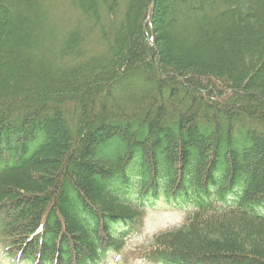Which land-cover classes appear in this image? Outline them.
<instances>
[{"label": "trees", "instance_id": "16d2710c", "mask_svg": "<svg viewBox=\"0 0 264 264\" xmlns=\"http://www.w3.org/2000/svg\"><path fill=\"white\" fill-rule=\"evenodd\" d=\"M160 196L144 260L264 264V0H0L7 257L98 264Z\"/></svg>", "mask_w": 264, "mask_h": 264}, {"label": "rangeland", "instance_id": "374dc122", "mask_svg": "<svg viewBox=\"0 0 264 264\" xmlns=\"http://www.w3.org/2000/svg\"><path fill=\"white\" fill-rule=\"evenodd\" d=\"M169 200L162 196L143 199L142 214L139 221L135 224H121L118 226V230L125 228L128 230L121 249L110 252L98 264H160L142 258L143 253L149 249L153 236L183 225L186 222L187 215L194 208L192 202H186L187 199L185 198L170 197ZM0 264H16L4 253L1 243Z\"/></svg>", "mask_w": 264, "mask_h": 264}]
</instances>
